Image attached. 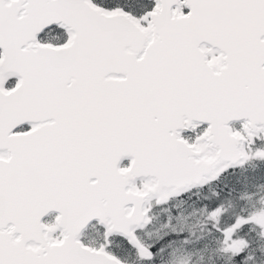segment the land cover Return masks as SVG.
<instances>
[{
    "label": "snow or ice",
    "instance_id": "6c2138e0",
    "mask_svg": "<svg viewBox=\"0 0 264 264\" xmlns=\"http://www.w3.org/2000/svg\"><path fill=\"white\" fill-rule=\"evenodd\" d=\"M0 264H264V0H0Z\"/></svg>",
    "mask_w": 264,
    "mask_h": 264
}]
</instances>
